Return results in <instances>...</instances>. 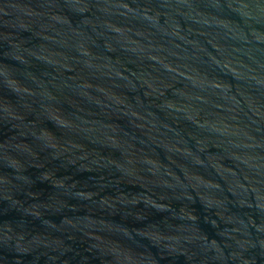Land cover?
<instances>
[{
  "label": "water",
  "instance_id": "1",
  "mask_svg": "<svg viewBox=\"0 0 264 264\" xmlns=\"http://www.w3.org/2000/svg\"><path fill=\"white\" fill-rule=\"evenodd\" d=\"M0 264H264V0H0Z\"/></svg>",
  "mask_w": 264,
  "mask_h": 264
}]
</instances>
